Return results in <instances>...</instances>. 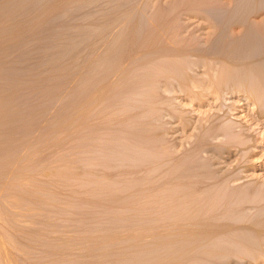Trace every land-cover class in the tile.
I'll return each mask as SVG.
<instances>
[{"label": "rangeland", "instance_id": "rangeland-1", "mask_svg": "<svg viewBox=\"0 0 264 264\" xmlns=\"http://www.w3.org/2000/svg\"><path fill=\"white\" fill-rule=\"evenodd\" d=\"M88 1L43 0L35 13L13 16L4 11L5 3L18 2L20 9L24 4H31V0H0V264H181L178 251L172 252L170 244L165 243V239L171 237L170 226L166 230L162 224L166 217L172 216L170 219L174 220L186 189L198 188L199 180L211 181L210 174L196 171L192 165L199 170H211L226 183L230 178L231 186L250 183L264 186V39L261 40V35L259 40L263 43L257 41L260 45L233 41L251 32L241 29L244 22L243 25L237 23L242 13L248 15L255 10L251 16L262 15L264 5L258 2L261 7L254 5L253 9V2L251 6L248 0L244 1L252 10L248 7L250 11L244 13L242 9L247 4L244 7L240 5L244 3H240L243 7L240 15L237 2L233 4L237 9L234 13L232 0H220L221 3L217 0L220 6L232 5L234 12L227 8L226 15L230 22L237 23L233 29L231 24L224 23V20L230 23L224 13H221L223 20L217 13L209 18L200 14L196 5L197 13L185 10L189 0L187 3L185 0ZM165 1L170 2L169 5ZM79 3L84 8L79 7ZM74 6H78L79 11L82 8L81 12H72ZM54 16L57 19L54 30L60 37L42 42L37 29L45 25L48 17ZM250 18H246L245 24ZM68 25H73V30H67ZM83 30L110 31L97 37L100 42L95 39L89 49L83 47L79 57L74 55L75 60L66 58L72 33L75 38ZM231 31L232 46L229 40V44L222 45V37ZM130 32L134 40L128 39ZM111 40L127 44L133 52L126 48L129 51L123 52L124 57L121 56L108 75L97 80L85 75L84 60L89 50L93 49L89 55L93 53L97 57ZM198 44L202 51H191V47ZM162 45L166 56L162 55ZM181 46L180 50L185 52L175 55V50ZM132 54L138 56L132 58ZM200 56L212 64L209 62L208 68L188 65L187 69L185 62L190 64L192 59L191 64L196 63ZM175 66L185 69L176 72L177 80L182 77L183 84L181 80L173 82L176 77L171 71H176ZM185 71L188 76L194 74L196 82L191 77L185 78ZM240 74L244 77L240 78ZM211 75L213 82L208 79ZM162 76L167 79L163 81ZM198 77L200 81L202 77L204 88L197 82ZM228 79L244 83L241 88L230 84L224 90L223 84ZM187 88L196 94L192 95L191 90L188 93ZM214 124L231 129L224 128L226 134L222 129H209ZM144 125L148 129L144 127L143 132ZM196 144L201 147L199 152L193 158L184 157ZM143 152L147 163L141 158ZM177 158H183L181 163L165 172V164L172 165ZM174 176L181 184L162 186L164 177ZM189 176L198 183L185 185ZM202 200L206 202L203 197ZM246 211L256 212L255 208ZM178 214L179 211L177 217ZM175 220L171 227L174 231V223L176 226L178 223ZM162 231H169V235L165 238ZM236 233L247 236L255 244L260 237L243 230ZM162 234L163 246H169L168 250L165 247L162 251ZM260 248L259 256L246 252L248 256L241 264H264V241ZM233 259H229L228 264H238Z\"/></svg>", "mask_w": 264, "mask_h": 264}, {"label": "bare ground", "instance_id": "bare-ground-1", "mask_svg": "<svg viewBox=\"0 0 264 264\" xmlns=\"http://www.w3.org/2000/svg\"><path fill=\"white\" fill-rule=\"evenodd\" d=\"M28 1H30V0H26V2H28ZM43 0H31V4H24L23 5V8H20L19 9V7H20V5H19V3L18 2H7V3H5L4 4V7H3V9H4V11L7 13V14H10V15H13V16H15L16 14H25V13H28V12H31L32 11V13H35L34 11H35V9H38V6H39V4L42 2ZM88 1V0H87ZM89 1H91V0H89ZM88 1V2H89ZM181 1V0H180ZM180 1H179V3H180ZM190 1V4H188L187 5V9H185V10H189L190 12H192V10L193 11H195V10H197L196 9V6L198 7L199 6V12H200V14L201 13H203L204 15H206V17H212L211 15L212 14H214V13H217V15H220V18H221V15L224 13V15H226V12L228 11V9H231L230 7H232V5L234 4V2L236 3H238L237 4V9H238V13H239V10H240V15H241V8H243L242 6H244L245 7V4H247L246 2L244 3V1H247V0H232L231 2H232V5L231 6H229V8H228V6H226V3L223 5H221L220 6V0H213V1H211V0H189ZM222 1V0H221ZM224 1V0H223ZM228 1H230V0H228ZM23 3H24V1H22ZM25 2V3H26ZM166 2V1H165ZM185 2L187 3L188 2V0L186 1L185 0ZM216 2H218V3H216ZM225 2V1H224ZM248 3H250V5L251 4H253V9L255 8V6H257V5H259L260 3L262 4V6L264 5V1L263 0H248L247 1ZM253 2V3H252ZM255 2H257L256 4H255ZM258 2H259V4H258ZM167 3V2H166ZM165 3V4H166ZM169 3L170 2H168L167 4L169 5ZM176 3L178 4V2L176 1ZM240 3H244V4H240ZM83 4V3H82ZM163 4V3H162ZM176 4V5H177ZM239 4L240 5H242V6H239ZM79 7H82V8H84L82 5H81V3H79ZM180 5V4H179ZM182 5L183 6H185L186 7V4L184 5V3H182ZM181 5V6H182ZM196 5V6H195ZM250 5H248L247 4V7H245L244 8V10L242 9V11L245 13V10H248V11H250V9H251V7H250ZM255 5V6H254ZM164 6V5H163ZM174 6V5H173ZM195 6V7H194ZM234 6V8L236 9V5H233ZM252 6V5H251ZM79 7L77 6H74V8L72 9V12H74V13H78V11H79ZM248 7H250V9H248ZM261 6L259 5V8H260ZM82 8L80 9V11L79 12H81V10H82ZM179 8V7H178ZM194 8V9H193ZM228 8V9H227ZM263 8V7H262ZM237 9L236 10H230L231 12H234V13H237ZM167 10L169 11V8H167ZM173 10V9H172ZM183 10H184V7H183ZM252 10V9H251ZM262 10V9H261ZM181 11V10H180ZM253 11V10H252ZM252 11H251V13L250 12H248V13H250V14H248L247 15V12H246V15H244L243 13H242V15H241V17L243 18V20H242V22H241V19H240V21H239V18H238V21H237V23H241L240 25H243V22H244V25L243 26H240L241 27V29H244V30H247V31H250L251 30V32H249L247 35H245V36H242L241 35V37H239L238 36V38L236 37V39L234 38L233 39V41L235 40L236 41V43H238V44H255V42L257 43V41H263V35H264V14H262V15H257L256 14V16L254 17V15L253 16H251V14H252ZM257 11V10H256ZM182 12H184V11H182ZM196 12V11H195ZM194 12V13H195ZM254 12H255V10L253 11V14H254ZM258 12H259V10H258ZM261 12V11H260ZM165 13H166V11H165ZM172 13V12H171ZM197 13V12H196ZM220 13V14H219ZM222 13V14H221ZM163 14H164V12H163ZM168 14V13H167ZM192 14H193V12H192ZM232 14V13H231ZM177 15H180V14H178L177 13ZM181 15H182V13H181ZM188 15H189V13H188ZM232 15H234V14H232ZM244 15V16H243ZM223 16V15H222ZM227 16V15H226ZM238 17L237 15H234V17ZM246 16V18L248 17V18H250V16H251V18H250V21H247V23L248 24H245V21L247 20L246 18H245V20H244V17ZM182 17V16H181ZM225 17V16H224ZM166 18H167V16H166ZM227 18H228V20H229V22H230V20L231 19H229V17L227 16ZM230 18H232V16L230 17ZM56 19V17L54 16V17H48L47 18V22L45 23V25L43 26V27H39V29H37V30H40V40L42 41V42H52V40H56V39H59L58 37H60V34L56 31V30H54V28H56L55 26V24L57 23V19ZM165 19V18H164ZM173 19V18H172ZM221 19H223V17L221 18ZM224 20V19H223ZM223 20H222V22H223ZM55 21H56V23H55ZM170 21H171V19H170ZM221 21V20H220ZM226 21H227V19H226ZM234 22V23H233ZM224 23H227L229 26H230V24H231V26L230 27H233V29L236 27V25H237V23L235 22V20H233V21H231L230 23H228V21L227 22H225V20H224ZM165 26H166V24H164ZM163 25V26H164ZM169 25V24H168ZM233 25H235V27L233 26ZM239 25V24H238ZM212 26H214V25H212ZM215 27H217L216 26V24H215ZM240 27H238V28H240ZM67 30H73V25H68L67 26ZM77 30V29H76ZM238 30V29H237ZM252 30H253V32H252ZM108 30H87V31H85V30H83L81 33H78V35L77 36H75V38H74V36H73V33H72V38H71V36L69 37V38H71V40H69L68 42H67V47H66V51H65V55H66V58L68 57V59L70 58V59H74L75 60V58H77L76 56L78 55V54H80V50L81 49H83V47H85L84 49H86V46H87V48H88V46L89 47H91V46H94V42H95V39H98L97 37H100V35L101 36H103L105 33L107 34L108 32H107ZM112 31V30H111ZM231 33H233L232 31L229 33L228 32V34L227 35H225L224 37H222V39H221V41L220 42H222V45L224 44V43H228L230 40V34ZM113 34V33H112ZM114 34H115V31H114ZM121 34V33H120ZM243 34V33H242ZM245 34V33H244ZM74 35H76V34H74ZM109 35V34H108ZM119 35V34H118ZM133 35V32L131 33H128V35H127V37H128V39L129 38H131L130 36H132ZM232 35V34H231ZM261 35H262V37H261ZM112 36V35H111ZM135 36H137V35H135ZM134 36V37H135ZM227 36H228V38H227ZM77 37H79V39L77 38ZM261 37V40H259V38ZM101 38V37H100ZM108 38H109V36H108ZM133 38V37H132ZM131 38V39H132ZM137 38H138V36H137ZM241 38V39H240ZM51 39V40H50ZM111 39V38H110ZM131 39H130V41H131ZM240 39V41L238 42L237 40H239ZM67 40H68V38H67ZM99 40V39H98ZM98 40H97V43H98ZM102 40V39H101ZM114 40V39H113ZM132 40H134V39H132ZM139 40V39H138ZM227 40V41H226ZM229 40V41H228ZM92 41V42H91ZM260 42L261 44L263 43V42ZM99 42H100V40H99ZM129 42V41H128ZM135 42H136V38H135ZM134 42V43H135ZM174 42V41H173ZM219 42V41H218ZM92 43V44H91ZM109 45H107L106 43V45H107V48L103 51V53L101 52L100 53V55H98L97 57L95 56L94 57V54L93 53H91L90 55H89V53L91 52V51H93V49H91V50H89L90 52L88 53V57L86 58V60H84V62H85V64H84V67H85V72H83V73H85V75H89V77H91V78H93L94 80H97V79H99L101 76H103V75H108L109 73H110V71L111 70H113V68H115L117 65H118V63H119V59L121 58V56L123 55V52H124V54H126V51H127V49L126 48H128L127 47V44H125V43H123V44H125V45H122V44H120V43H118L117 41L116 42H114V41H112L111 40V42L109 41ZM131 43H132V41H131ZM166 43V42H165ZM177 43V42H176ZM229 43H231V41L229 42ZM228 43V44H229ZM260 43H257V44H259L260 45ZM139 44V43H138ZM218 44V43H217ZM264 44V43H263ZM91 45V46H90ZM98 44H96L95 46H97ZM100 45V44H99ZM98 45V46H99ZM136 45V44H135ZM178 45V44H177ZM133 46V45H132ZM140 47H141V45H139ZM167 46V45H166ZM186 46V45H185ZM195 46V45H194ZM231 46H232V43H231ZM95 48V47H94ZM104 48V47H103ZM142 48V47H141ZM165 48V47H164ZM182 48V46L180 47V48H178L177 47V51L175 50V55L177 54V52H179L180 54H181V52H185V50H180ZM205 48V47H204ZM89 49V48H88ZM101 49H102V47H101ZM126 49V50H125ZM131 49H133L134 50V47L132 48L131 47ZM140 49V48H139ZM189 49H190V47H189ZM202 46L200 47V45L198 44V46H196V47H191V51H202ZM129 50H130V47H129ZM128 50V51H129ZM127 51V52H128ZM131 51V50H130ZM142 51H144V50H142ZM141 51V52H142ZM169 51H171V50H169ZM187 51V50H186ZM189 51V50H188ZM190 51V52H191ZM73 52H75L74 54H73ZM78 52V53H77ZM133 51H131L130 53H132ZM137 52V51H136ZM136 52L134 51V53L136 54ZM172 52H174L173 50H172ZM129 53V54H130ZM165 52H164V50H163V45H162V55L164 54ZM203 53H204V51H203ZM76 54V56H74ZM128 53H127V56L126 57H129L128 55H129ZM172 54V53H171ZM81 55V54H80ZM87 55V54H86ZM86 55H85V57H86ZM165 56H166V54H164ZM173 55V54H172ZM174 55V56H175ZM132 56V58L133 57H135L136 55H134L133 56V54L132 55H130V57ZM138 56V55H137ZM136 56V57H137ZM178 56V55H177ZM221 56V55H220ZM78 57H79V55H78ZM82 57V56H81ZM84 57V56H83ZM122 57H124V56H122ZM201 57V56H200ZM158 58V57H157ZM128 59H130V58H128ZM128 59H126V62H129L130 63V61H128ZM164 59H165V57H164ZM211 59V57L209 58V60ZM224 59V58H223ZM222 59V60H223ZM133 60V59H132ZM145 60H146V62H147V59L145 58ZM224 60H227V59H224ZM133 61H135V60H133ZM155 61H156V58H155ZM176 61V60H175ZM178 61V60H177ZM183 61V60H182ZM70 63H71V60L69 61ZM141 62V61H140ZM152 62V65L154 66V64H153V62L154 61H151ZM209 62H211V61H208L207 59H205V58H200L196 63H194L193 62V64H191L192 63V59H191V63L190 64H187V62H185L186 63V66H187V69H188V65H190L192 68H193V65L195 64V66L194 67H197V65L196 64H200V66L201 65H204V66H206L207 68H208V66L210 65V63ZM220 62H223V61H221V59H220ZM46 63V62H45ZM131 63H132V61H131ZM130 63V64H131ZM138 63V62H137ZM142 63V62H141ZM150 63V62H149ZM181 63V62H180ZM143 64V63H142ZM142 64H141V66H142ZM157 64H159V62L157 63ZM211 64H212V62H211ZM69 65V64H68ZM128 65V64H127ZM132 65H133V63H132ZM132 65H131V67H132ZM135 65V64H134ZM144 65V64H143ZM151 65V64H150ZM180 65V64H179ZM247 65V64H246ZM120 66V65H119ZM136 66H138V65H136ZM136 66H135V68H136ZM140 66V67H141ZM152 66V67H153ZM156 66V65H155ZM159 66L161 67V64H159ZM159 66H156V67H159ZM248 66V65H247ZM246 66V67H247ZM251 66H252V64H251ZM130 67V66H129ZM130 67V68H131ZM143 67V66H142ZM176 68L174 69V70H176V71H171L172 73H173V76L174 77H176V79H173V82H174V80L175 81H180V83H182L183 84V82L184 81H182L183 79H181L180 78V80L178 79L177 80V76L178 75H176V72L178 71V73H179V70H181L180 72H182V68L184 67V65H183V67L182 68H180V69H178V67L179 66H175ZM191 67L189 68V69H191ZM127 68H128V66H127ZM129 68V69H130ZM144 68H145V66H144ZM143 68V69H144ZM155 68V67H154ZM164 68V67H163ZM170 68V67H169ZM184 68H186V67H184ZM183 68V71L185 70ZM138 69V68H137ZM165 69V71H166V68H164ZM168 69V68H167ZM196 69V68H195ZM258 69H259V67H258ZM120 70L122 71V68H120ZM147 70V69H146ZM251 70V69H250ZM256 70V69H255ZM124 71V70H123ZM141 71H142V69H141ZM145 71V69L143 70V72ZM156 71H157V69H156ZM159 71V70H158ZM186 71H188L189 72V70H186ZM185 71V72H186ZM192 71V70H191ZM254 71V70H253ZM150 72V71H149ZM153 72V71H152ZM155 72V71H154ZM168 72H169V69H168ZM137 73V72H136ZM140 73V72H139ZM163 73H164V70H163ZM170 73V72H169ZM174 73H175V75H174ZM187 73V72H186ZM143 74V73H142ZM147 74V73H146ZM188 74L189 73H187L186 75V77L185 78H187L188 79V77H191L192 79H193V77H195V75L193 74V76H188ZM158 75V74H157ZM184 75V74H183ZM137 76H139V75H137ZM144 76V75H143ZM150 76V75H149ZM148 76V77H149ZM166 76H167V74H166ZM185 76V75H184ZM241 76H242V78L244 77L243 76V74H240V78H241ZM133 77V76H132ZM151 77V76H150ZM163 77V81H165L164 80V76H162ZM179 77V76H178ZM211 77L212 78H208L209 80L211 79H213V76L211 75ZM237 77V76H236ZM239 77V76H238ZM134 78V77H133ZM157 78V77H156ZM170 78H171V76H170ZM197 78V77H196ZM206 78V77H205ZM135 79H136V77H135ZM145 79V78H144ZM155 79V77L153 78V80ZM187 79H186V81H187ZM238 79V78H237ZM146 80V79H145ZM145 80H143V81H145ZM156 81H157V79H155ZM170 80V79H169ZM171 80H172V78H171ZM185 80V79H184ZM190 80V79H189ZM193 80H195L194 82H196V80L197 79H193ZM207 80V79H206ZM214 80V79H213ZM213 80H212V82H213ZM218 79H216V81H217ZM244 80V79H243ZM263 80V79H262ZM124 81V80H123ZM148 80H146V82H147ZM162 81V82H163ZM186 81H185V83H186ZM203 81H204V79H203ZM264 81V80H263ZM130 82V81H129ZM154 82V81H153ZM162 82H160V84H162ZM193 82V83H194ZM197 82H202V77H201V81H200V79H199V77H198V81ZM205 82V81H204ZM242 81H240V80H238V82L237 81H235V80H227V82L225 81V83L223 84L224 86L222 87V89H224L225 90V88H226V90H227V86H230V84H231V86H232V84L234 85H236L237 87H239V88H241L242 87V85H243V83H241ZM88 83V82H87ZM124 83V82H123ZM132 83V82H131ZM138 83H141V81H139ZM149 83V82H148ZM148 83H146L147 85H148ZM159 83V82H158ZM175 83V82H174ZM208 83V82H207ZM211 83V82H210ZM209 83V84H210ZM164 84H165V82H164ZM166 84H167V82H166ZM165 84V85H166ZM177 84V83H176ZM175 84V85H176ZM190 84V83H189ZM195 84V83H194ZM126 85H129V83H126ZM145 85V84H144ZM150 85V84H149ZM174 85V86H175ZM179 84H177V86H178ZM181 85V84H180ZM196 85H200L199 83H197ZM203 85H204V83H203ZM202 85V83H201V86H203ZM211 85H212V83H211ZM234 85V86H235ZM130 86V85H129ZM135 86V85H134ZM163 86V85H162ZM213 86V85H212ZM216 86V89L218 88V85H215ZM233 86V87H234ZM123 87V86H122ZM137 87V86H136ZM136 87H135V89H136ZM183 87V86H182ZM186 87H187V85H186ZM186 87H184V88H186ZM120 88V87H119ZM123 88H125V87H123ZM123 88H122V90H123ZM143 88V87H142ZM149 88H151V87H149ZM174 88V87H173ZM203 88H204V86H203ZM220 88V87H219ZM121 89V88H120ZM139 89H141V88H139ZM155 89V88H154ZM176 89V88H175ZM174 89V90H175ZM190 89V88H189ZM215 89V88H214ZM101 90V89H100ZM147 90V89H146ZM144 91V92H146V94H147V91ZM151 90V89H150ZM187 90H188V88H187ZM191 91L193 90V89H190ZM190 90H188L187 92L189 93L190 92ZM194 90H195V88H194ZM219 90V89H218ZM156 91H157V89H156ZM179 91H180V89H179ZM186 91V90H185ZM154 92V91H153ZM177 92V91H176ZM194 91H192V95L194 94H196V91L193 93ZM198 92V91H197ZM214 92V91H213ZM219 92H220V90H219ZM221 92H222V90H221ZM184 93V92H183ZM264 93V92H263ZM138 93H136V95H137ZM191 94V93H190ZM201 94H203V93H201ZM121 95H122V93H121ZM139 95H143V94H139ZM163 95V94H162ZM189 95V94H188ZM109 96V95H108ZM123 96V95H122ZM127 96V95H126ZM134 96V95H133ZM200 96V95H199ZM198 96V97H199ZM259 96V95H258ZM129 97L131 98V96H130V94H129ZM134 97H136V96H134ZM166 97H167V95H166ZM197 97V98H198ZM103 98V97H102ZM143 98V97H142ZM163 98V97H162ZM200 98V97H199ZM98 99V98H97ZM124 99H125V97H124ZM169 99H170V97H169ZM127 100V99H126ZM163 100V99H162ZM171 100V99H170ZM89 101V100H88ZM101 101V103H102V99L100 100ZM129 101V100H128ZM127 101V102H128ZM142 101H143V99H142ZM94 102V101H93ZM145 102H146V100H145ZM144 102V103H145ZM96 103V102H95ZM97 103H98V101H97ZM129 103H130V105H131V102L129 101ZM137 103V102H136ZM99 104H100V102H99ZM132 104H134V103H132ZM162 104H163V101H162ZM138 105V104H137ZM147 104H145V106H146ZM150 105V104H149ZM167 105V104H166ZM99 106V105H98ZM163 106H164V104H163ZM132 107V106H131ZM148 108H149V106H147ZM161 107V106H160ZM165 107V106H164ZM146 108V107H145ZM166 108V107H165ZM100 109V108H99ZM97 110V109H96ZM169 110V109H168ZM173 110V109H172ZM139 111V110H138ZM146 112V111H145ZM96 113H97V111H96ZM98 113H99V111H98ZM144 113V112H143ZM170 113V112H169ZM127 114H128V112H127ZM138 114V113H137ZM147 114V113H146ZM174 113H172V115H173ZM134 115H136L135 113H134ZM95 116V115H94ZM133 116V115H132ZM142 116V115H141ZM147 116V115H146ZM96 117H98V116H96ZM154 116H152L151 118H153ZM159 117V116H158ZM124 118H127L126 116L124 117ZM140 118V117H139ZM163 118V117H162ZM156 119V118H155ZM144 120H145V118H144ZM144 120H142V122L144 121ZM153 120V119H152ZM186 121V120H185ZM184 121V122H185ZM214 121H216V120H214ZM220 121V120H219ZM144 122H147V121H144ZM138 123V122H137ZM151 123V122H150ZM186 123V122H185ZM212 123H213V121H212ZM147 124V123H146ZM160 124H161V122H160ZM201 124H203V123H201ZM205 124V123H204ZM207 124V123H206ZM226 124V123H225ZM162 125V124H161ZM156 126V125H155ZM214 126H215V124H214ZM214 126H212L213 128H209V129H224L221 125H218V124H216V126L214 127ZM144 127H145V125L143 126V129H142V131L144 132L145 130H144ZM158 127H159V125H158ZM158 127H155V128H158ZM200 127V126H199ZM205 127H206V125H205ZM231 127H233L234 128V126H231ZM133 128H134V126H133ZM146 128V127H145ZM154 128V129H155ZM146 129H148V128H146ZM149 129H150V127H149ZM152 129V128H151ZM162 129V128H161ZM167 129V128H166ZM201 129V128H200ZM229 129H231V128H229ZM229 129H227V128H225V130H229ZM153 130V129H152ZM208 130V129H207ZM218 130V131H219ZM125 131V130H124ZM142 131H140V133L142 132ZM150 131V130H149ZM159 131V130H158ZM230 131H232L233 132V130H230ZM229 131V132H230ZM122 132V131H121ZM217 132V131H216ZM232 132H230L231 134H232ZM139 133V132H138ZM165 133V132H164ZM212 133V132H211ZM223 133L224 134H226V132H224V130H223ZM228 133V132H227ZM119 134H121L120 132H119ZM128 134V133H127ZM135 134V133H134ZM142 134V133H141ZM147 134V133H146ZM236 134V133H235ZM138 135V134H137ZM140 135V134H139ZM228 135H229V133H228ZM228 135H227V137H228ZM122 136V135H121ZM124 136V135H123ZM125 136H126V134H125ZM142 136V135H141ZM140 136V137H141ZM144 136H146L145 135V133H144ZM166 136V135H165ZM202 136V135H201ZM120 137V136H119ZM232 137V136H231ZM128 138V137H127ZM131 138V137H130ZM200 138V137H199ZM229 138V137H228ZM137 139V138H136ZM142 139H143V136H142ZM144 139H145V137H144ZM148 139V138H147ZM146 139V140H147ZM165 139V138H164ZM163 139V140H164ZM149 140V139H148ZM162 140V141H163ZM200 140V139H199ZM201 140H203L204 141V139H201ZM226 140V139H225ZM232 140H233V137L231 138V142H232ZM134 141H135V139H134ZM137 141V140H136ZM234 141V140H233ZM128 142V141H127ZM153 142V141H152ZM167 142V141H166ZM169 142V141H168ZM213 142V141H212ZM237 142V141H236ZM236 142H235V144H236ZM126 143V142H125ZM165 143V142H164ZM200 143H203V142H200ZM204 143H205V141H204ZM220 143V142H219ZM230 143V142H229ZM234 142H232L231 143V145L233 144ZM143 144H145V142H143ZM154 144H155V141H154ZM237 144H238V142H237ZM236 144V145H237ZM127 145V144H126ZM157 145V144H156ZM155 145V146H156ZM197 146H195L194 147V149H192V150H190V152L191 153H189V154H185L184 155V157H186V158H193L194 157V155H196L197 154V152H199V148H201L200 146H199V144H196ZM201 145H203V144H201ZM226 145L228 146L229 144H227V142H226ZM248 145V144H247ZM247 145L245 146L246 148H247ZM137 146V145H136ZM147 146V145H146ZM164 146V145H163ZM221 146V145H220ZM249 146V145H248ZM128 148V147H127ZM132 148H134L133 146H132ZM142 148V147H141ZM140 148V149H141ZM149 148V147H148ZM230 148V147H229ZM237 148V147H236ZM249 148V147H248ZM121 149V148H120ZM126 149V148H125ZM143 149H145V147L143 148ZM163 149V148H162ZM165 149V148H164ZM130 150H131V148H130ZM134 150H136V149H134ZM142 150V149H141ZM119 151V150H118ZM127 151V150H126ZM166 151V150H165ZM200 151H201V149H200ZM125 152V151H124ZM123 151H122V153H124ZM133 153V152H132ZM141 153V151L139 152V154ZM147 155V154H146ZM126 156V155H125ZM136 156V155H135ZM138 156V155H137ZM142 157L141 158H143L144 157V152H143V155H141ZM148 156V155H147ZM139 157V156H138ZM149 157V156H148ZM172 157V156H171ZM170 157V158H171ZM120 158L122 159V155L120 156ZM127 158V157H126ZM126 158H125V160H126ZM150 159V158H149ZM163 159V158H162ZM182 159L183 158H177V159H175V160H173L174 161V164H173V162H172V165H170L171 163H166V160H167V158H166V160H165V162L164 163H166L165 164V172H166V170L167 169H169V168H171V166H173V165H175L176 163H178V162H180V161H182ZM128 160H129V157H128ZM132 160H133V158H132ZM139 160V159H138ZM142 160H144V158L142 159ZM147 160V159H146ZM153 160V159H152ZM117 161V160H116ZM122 161H123V159H122ZM121 161V162H122ZM145 161V160H144ZM154 161V160H153ZM162 161V160H161ZM161 161H160V164H161ZM118 162H119V159H118ZM140 163H141V160L139 161ZM143 162V161H142ZM146 162V161H145ZM155 162V161H154ZM159 162V161H158ZM167 162H169V160L167 161ZM147 163V162H146ZM181 163V162H180ZM183 164L185 163V162H182ZM128 164H129V162H128ZM150 164H153V162L151 163L150 162ZM125 165V164H124ZM162 167L161 168H163L164 167V164H163V162H162ZM170 165V166H169ZM116 166V165H115ZM114 166V167H115ZM160 166V165H159ZM196 165H192L191 167H194L195 169H196V171H200L201 173H206V174H210V179H211V181L209 182V181H207V182H205V181H200L199 180V187L198 188H196V186H195V188H192V189H190V190H188V189H186L184 192H181V194L182 193H184V196H183V198H182V201H181V203H179L178 204V207H179V209L180 210H176V212L178 213V211H179V214H178V217H177V213L175 212V214L176 215H174L173 214V212H172V214L174 215V220H175V218H176V222H178L177 223V226H176V224L174 223V225H175V228H176V232L177 233H174L175 231H174V228H171L172 226H173V222L172 221H174V220H172L171 221V217L172 216H169V217H166V215H167V213H166V215H165V217L167 218V220L165 219V217H164V219L166 220V222L164 223L163 222V224H162V226L164 225V227H166L165 229L167 230V228H168V226H170V229L172 230H170L169 228V231L170 232H172V233H174V235H172V233L170 234V236L171 237H168L167 239H165L166 240V242L165 243H168L167 245H169L170 244V247L169 246H163V245H165L164 244V240H163V234H162V251H163V249H165V247H167V250L170 248V249H172V252L175 250V253H176V250L178 251V254H179V262L181 263V264H228L229 263V259H231V258H235V262H237L238 264H241V263H243V260H244V257H246V256H248V255H250V254H258V256L260 255V253H258L259 252V250H260V252H261V249L262 248H260L261 247V245H262V242L264 241V186H260V184H247V185H244V186H242V185H240V186H231L228 182H229V179L227 180V179H225V180H227V183L225 182V181H223V179H221L220 180V177H218V176H215L214 175V173H211V170H207L206 171V169H205V171H203V170H199L198 168H196L195 167ZM116 168V167H115ZM135 168V167H134ZM121 169H122V167H121ZM194 169V170H195ZM124 170V169H123ZM163 170H164V168H163ZM118 172L117 173H119L120 171L119 170H117ZM142 171V170H141ZM126 172V171H125ZM128 172V171H127ZM143 172V171H142ZM213 172V171H212ZM132 173V172H131ZM193 173V172H192ZM134 174V173H133ZM165 173L163 172V175H164ZM190 174V173H189ZM136 175V174H135ZM188 176V175H187ZM138 177V176H137ZM170 177V176H169ZM184 177V176H183ZM228 177V176H227ZM139 178V177H138ZM222 178V177H221ZM163 180V182H162V186H167V185H170V184H172V183H175V184H177V182H180L181 180H179V178L177 177V176H174V177H171L170 179H168V178H166L165 179V177H164V179H162ZM183 183V182H182ZM187 183H190L189 185H196L198 182H194V180H192L191 179V177L189 176V179L188 180H186L185 181V185L187 184ZM179 184H181V182L179 183ZM188 185V186H189ZM184 186V185H183ZM179 194H180V192H179ZM180 196V195H179ZM202 197L203 198H205V200H206V202H204L203 200H202ZM179 198V197H178ZM177 198V199H178ZM179 200H181V199H179ZM166 201V200H165ZM174 203V202H173ZM176 204H177V201H176ZM164 205H166V202H165V204ZM170 206V205H169ZM163 207V209H164V206H162ZM168 207V206H167ZM172 207H174V206H172ZM170 208L171 207H169L168 209L170 210ZM175 208V207H174ZM247 208H255V210H256V212L255 211H253V213H251V212H249V211H246L247 210ZM168 209H167V211H168ZM176 209H178V208H176ZM261 210V211H260ZM173 211V210H172ZM164 212H165V210H164ZM162 213H163V211H162ZM169 214V213H168ZM171 214V213H170ZM178 219V220H177ZM256 224H258V225H256ZM163 229V228H162ZM238 230H243V232H247V233H254L255 235H258V236H260V237H258V239L259 240H257L258 241V243H256L255 244V242H252L247 236H245V235H239L238 233H236V235H235V232H237ZM169 231H168V233L166 232V231H164L165 232V234H166V236H165V234H164V237L166 238L167 237V234L169 235ZM163 231H162V233H164ZM246 233V234H247ZM251 233V234H252ZM262 237V238H261ZM263 247V246H262ZM262 251H264V248H263V250ZM246 252L248 253V255L246 254ZM171 255V254H170ZM251 256V255H250ZM167 258L169 257V255L168 256H166ZM173 257L175 258V255H174V253H173ZM178 257V256H177ZM243 257V258H242ZM255 257V256H254ZM162 258H163V256H162ZM171 258V257H170ZM166 259V258H165ZM238 259V260H237ZM168 260H170V259H168ZM171 260H172V258H171ZM174 260V259H173ZM166 261V263H167V260H165ZM170 262V261H169ZM165 262H163V264H164ZM173 263H174V261H173ZM176 263V262H175Z\"/></svg>", "mask_w": 264, "mask_h": 264}]
</instances>
